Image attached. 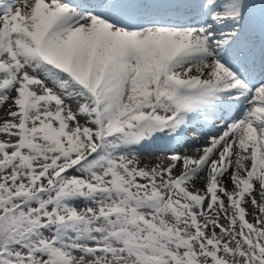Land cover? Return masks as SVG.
<instances>
[{
  "label": "snow or ice",
  "instance_id": "snow-or-ice-1",
  "mask_svg": "<svg viewBox=\"0 0 264 264\" xmlns=\"http://www.w3.org/2000/svg\"><path fill=\"white\" fill-rule=\"evenodd\" d=\"M0 264H264V0H0Z\"/></svg>",
  "mask_w": 264,
  "mask_h": 264
},
{
  "label": "rangeland",
  "instance_id": "rangeland-1",
  "mask_svg": "<svg viewBox=\"0 0 264 264\" xmlns=\"http://www.w3.org/2000/svg\"><path fill=\"white\" fill-rule=\"evenodd\" d=\"M142 159H147V157H142Z\"/></svg>",
  "mask_w": 264,
  "mask_h": 264
}]
</instances>
